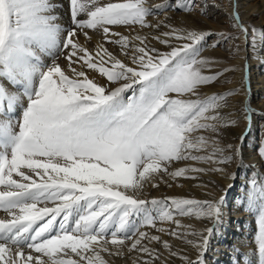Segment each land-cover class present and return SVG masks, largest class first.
Masks as SVG:
<instances>
[{
    "label": "snow or ice",
    "instance_id": "1",
    "mask_svg": "<svg viewBox=\"0 0 264 264\" xmlns=\"http://www.w3.org/2000/svg\"><path fill=\"white\" fill-rule=\"evenodd\" d=\"M198 7L194 0H0V264H112L106 256L207 264L225 197L142 195L242 163L240 148L219 142L221 129L236 124L222 114L235 92H200L223 75L206 74L215 62L200 55L213 33L149 20ZM200 11L207 15V5ZM231 15L255 50L264 32L244 26L238 11ZM243 111L250 124L253 109ZM259 153L264 157V146ZM242 203L257 225L248 264H264V178L248 181ZM178 217L212 226L196 230ZM164 235L190 246L195 259Z\"/></svg>",
    "mask_w": 264,
    "mask_h": 264
},
{
    "label": "bare ground",
    "instance_id": "2",
    "mask_svg": "<svg viewBox=\"0 0 264 264\" xmlns=\"http://www.w3.org/2000/svg\"><path fill=\"white\" fill-rule=\"evenodd\" d=\"M64 2L66 6V0ZM162 2L163 0H149V3L152 4ZM197 5L200 8L207 5L208 14L204 15L201 11L189 14L170 9L165 15L149 17V20L156 23L159 19L174 27L189 30L196 29L209 32L210 28H213L214 30H222L224 34L232 32L234 36L241 33L239 46L244 48L243 52H234L236 47L234 37L227 42H223L219 48L212 51L215 55L223 56L220 64L215 65L212 69L214 72L229 68L228 63H233L236 66L235 71L228 69V73L218 83L206 85L201 88L200 92L202 96H211L217 92H235L228 106L223 108L222 114L226 118L235 120L236 124L221 129L219 142L221 147L232 145L233 148H240L242 163L240 159L234 160L233 163L226 166L227 171L225 174L208 172L200 174L198 179L181 177L176 180H169L168 183H160L158 188L147 187L142 195L149 200L171 197L204 200L224 196L223 223L210 241L209 250L205 257L207 264H248V260L253 258L255 249L254 229L256 223H254L255 215L247 211L246 205L242 201L247 191L248 181L253 176L262 178L264 174V159L259 152H256V142H254L258 127L257 122L264 119V41H260L258 36L256 49L253 50L249 47L243 33L237 27H234L235 22L231 14L238 11L244 26L248 27L249 30L255 27L258 33L264 32V0H198ZM62 22L67 24V16L62 17ZM115 30L125 35L129 34V30L125 27H117ZM138 30L139 26L136 28V31ZM141 34L152 35L155 32L152 29H144ZM98 40L99 36H94L89 48H95ZM151 45L161 51L169 50L155 40L151 41ZM105 46L114 54L118 53L116 46L112 44H105ZM121 58L123 59V57ZM46 62H50V60ZM60 63L62 66L64 65L63 57H61ZM249 65L252 66L251 71L247 68L250 67ZM231 76L232 81L227 83V80H231ZM89 77L97 79L101 83L106 82L104 78L95 72L89 71ZM246 104L253 109L250 124L244 118L243 110ZM241 137H243V140H241ZM189 163L195 162H180L179 166H185ZM197 166L212 167L210 164H198ZM233 174L234 179L232 178ZM234 180L239 182L237 190L232 188ZM200 185H206L207 187H201ZM230 185L231 187H229ZM4 215L0 211V218ZM178 218L183 224L191 225L196 230H203L212 226L209 221L197 220L194 217ZM164 226L169 227V225ZM147 230L153 234H158L155 229ZM227 234H230V242L226 239ZM163 238L170 239L175 247L187 251L195 259L196 253L190 246L171 239L167 235H164ZM164 255L167 256V253L165 252ZM106 259H111L112 264H131V257L109 258L106 256ZM170 264H181V261L178 258H172Z\"/></svg>",
    "mask_w": 264,
    "mask_h": 264
},
{
    "label": "rangeland",
    "instance_id": "3",
    "mask_svg": "<svg viewBox=\"0 0 264 264\" xmlns=\"http://www.w3.org/2000/svg\"><path fill=\"white\" fill-rule=\"evenodd\" d=\"M194 2L196 4H198V0H195ZM199 11H200V7H198L195 12L199 13ZM209 32L213 33V35L209 36L206 39V41L203 43V47H202V51H201L200 55H201L202 58L209 59L211 61H214L215 63H213L214 65L212 64L209 69H206V70H208V71H206V73L207 74H215V73H218V72H223V75L220 76L218 80H216L215 82L211 83V85H213V84L218 83V81L220 79H222L228 73V71H229L228 69H230L231 71H233V70L235 71V67L236 66L233 63H228L227 66H230L229 68H224V69H222L220 71H217V72H214V70H212L215 65H219L220 64V62L222 61V57H223V56H220V55L213 54L212 51L214 49L219 48L222 45L223 42H227L228 40L227 41H224V40L221 39V36L219 34L220 33H223L222 30H214L213 28H210ZM232 34L233 33L231 32V33H228L226 35H228V36H230L232 38L233 37L235 38L234 39L235 40V43L234 44L236 45V47H235L234 52L235 51H236V53H238V51L243 52V49L244 48H242V47L240 48V46H239V39H240L241 33H237L238 36H234ZM217 42H219V43H217ZM214 44H216L217 46L213 47ZM245 46H247V45H245ZM216 67H218V66H216ZM247 68L249 69V71H251L252 66L247 67ZM225 69H227V71H225ZM230 78H231V80H227L228 81L227 83H229V82L232 81V76ZM229 92H232V91H228V92H217L216 94H226V93H229ZM231 97H232V95H230V96L227 97L226 107L228 106ZM257 124H258V127H257V131L255 132L254 142H256L255 143L256 144L255 145L256 152H259V149L262 146H264V119L259 120L257 122ZM263 159H264V157H263ZM249 170H250V167H249ZM259 178H261V177H259ZM262 178H264V174H263ZM238 183L239 182L237 180L236 181L234 180V183H233V187L232 188L235 189V190H237L238 189ZM254 223H256V218L254 219ZM256 230H257V225L255 224V229H254V233L255 234H256ZM255 234H254V237H255ZM229 238H230V234L229 235L227 234L226 235V239L230 242V239Z\"/></svg>",
    "mask_w": 264,
    "mask_h": 264
}]
</instances>
